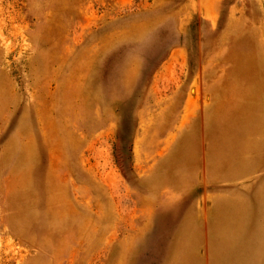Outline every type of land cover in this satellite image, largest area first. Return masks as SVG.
Segmentation results:
<instances>
[{"label": "rangeland", "instance_id": "374dc122", "mask_svg": "<svg viewBox=\"0 0 264 264\" xmlns=\"http://www.w3.org/2000/svg\"><path fill=\"white\" fill-rule=\"evenodd\" d=\"M0 264H264V0H0Z\"/></svg>", "mask_w": 264, "mask_h": 264}]
</instances>
